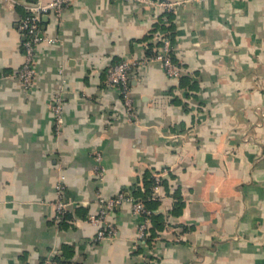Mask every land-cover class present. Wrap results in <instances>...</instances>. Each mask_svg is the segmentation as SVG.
<instances>
[{"label": "crops", "instance_id": "obj_1", "mask_svg": "<svg viewBox=\"0 0 264 264\" xmlns=\"http://www.w3.org/2000/svg\"><path fill=\"white\" fill-rule=\"evenodd\" d=\"M50 1L0 0V264H264V0H182L169 13L158 0H74L61 21L42 16L57 41L37 46L26 87L20 23ZM169 32L183 77L160 59L136 65L130 117L108 69L159 51ZM165 169L153 241L138 239L146 217L131 201L108 216L117 236L96 241L98 197L137 200L145 175ZM60 181L70 204L58 218Z\"/></svg>", "mask_w": 264, "mask_h": 264}, {"label": "built area", "instance_id": "obj_2", "mask_svg": "<svg viewBox=\"0 0 264 264\" xmlns=\"http://www.w3.org/2000/svg\"><path fill=\"white\" fill-rule=\"evenodd\" d=\"M74 0H52L47 3H36L28 6L27 14L22 18L20 27L24 31V47H25V61L19 72L20 81L26 86L29 87L32 85L34 80V75L36 72V49L37 46L42 41H47L48 43H55L57 41L55 36L45 35L41 29V18L44 14H52L55 19L61 21L65 9L73 2ZM142 2L145 5H150L153 0H135ZM157 3L163 7L166 12H175L181 4L182 0H158ZM163 46L161 49L153 56H147L142 60H129L125 59L123 61L112 64L108 69L107 82L109 85L118 87L123 102L126 106L128 114L130 117H136L137 112L133 104V97L131 95V82L130 75L132 69L136 65L143 64L152 59H160L168 74L172 77H180L182 74V68L179 64L175 63L172 59L171 52L173 50L172 41L168 36L162 37ZM62 71V68H60ZM64 89H60L55 93L54 99L50 104L52 112L54 114L56 131L58 133L62 132L65 118H64ZM103 155L100 151H97L95 154L96 159V174L99 177H103L105 173V168L102 165ZM167 169L163 172L156 173V184L154 188L158 190L160 188L161 178L167 173ZM63 177V176H62ZM64 178V177H63ZM65 184L63 181H60L57 186L58 192V201L57 208L58 214L57 217L60 218L63 212L68 209L69 202L64 199L65 197ZM123 201H131L134 211L136 213H145V222L141 225L138 239L142 240L149 234L150 218L148 214L150 210L146 207L144 202L140 200H135L133 196H130L125 191L119 192L117 195L112 197H104L100 195L98 197V202L100 204L99 212L91 215L90 219L93 223L99 225V229L95 236L96 241H102L105 239H112L117 236L118 229L117 227L108 221V216L113 212L114 208L122 203ZM50 264H70L69 262L59 261L58 259L50 260Z\"/></svg>", "mask_w": 264, "mask_h": 264}, {"label": "trees", "instance_id": "obj_3", "mask_svg": "<svg viewBox=\"0 0 264 264\" xmlns=\"http://www.w3.org/2000/svg\"><path fill=\"white\" fill-rule=\"evenodd\" d=\"M167 13H169V12H167ZM161 27L162 28L168 27L171 30L172 25L167 26L165 23L159 22L157 24L156 28H161ZM172 35H173L172 32L167 33V36H169L173 40ZM160 45H161V42L159 41L157 46H160ZM157 52H158V50L150 51L148 56H153ZM171 56H172L173 61L181 66L182 63L179 61L178 57L176 56V53L171 52ZM182 77H183V74L180 75V79ZM155 184H156V176L153 175L152 173L148 172L145 175L143 186H136L134 193H133V195L135 197L139 198L137 200L144 202L146 207L150 210V213L148 214V217L150 218L149 234L146 235V237L144 238L145 242L149 243V244L153 241L155 236H157V232L159 230L164 229L165 225H166V221L164 220L163 213H161L157 210L159 207V201L156 197H154V186H155ZM160 184L166 185V187L169 188L168 181L163 179V177L161 178ZM175 195H176L177 200H178L177 202H179V204H180L181 203L180 201L182 200L181 196H179L177 191H176ZM144 216H145V213H144ZM57 259L59 261H62L59 258H57ZM65 262H67V261H65Z\"/></svg>", "mask_w": 264, "mask_h": 264}]
</instances>
